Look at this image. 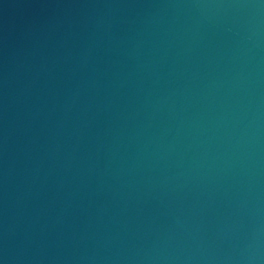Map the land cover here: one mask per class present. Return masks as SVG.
<instances>
[{
    "label": "water",
    "instance_id": "obj_1",
    "mask_svg": "<svg viewBox=\"0 0 264 264\" xmlns=\"http://www.w3.org/2000/svg\"><path fill=\"white\" fill-rule=\"evenodd\" d=\"M0 264H264V0H0Z\"/></svg>",
    "mask_w": 264,
    "mask_h": 264
}]
</instances>
